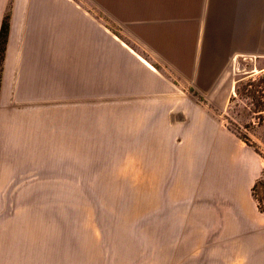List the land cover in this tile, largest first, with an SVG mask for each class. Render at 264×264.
<instances>
[{
  "label": "crops",
  "instance_id": "0c3cea01",
  "mask_svg": "<svg viewBox=\"0 0 264 264\" xmlns=\"http://www.w3.org/2000/svg\"><path fill=\"white\" fill-rule=\"evenodd\" d=\"M8 9L0 264H69L67 188L83 170L85 82L107 84V105L122 108L107 122L138 133L134 169L154 180L140 185L171 188L170 233L218 246L188 264H264V214L252 196L264 157L224 117L237 68L264 72V0H0V28ZM248 134L264 154V121Z\"/></svg>",
  "mask_w": 264,
  "mask_h": 264
},
{
  "label": "rangeland",
  "instance_id": "374dc122",
  "mask_svg": "<svg viewBox=\"0 0 264 264\" xmlns=\"http://www.w3.org/2000/svg\"><path fill=\"white\" fill-rule=\"evenodd\" d=\"M101 24L111 28L102 14ZM241 71L247 72L237 68L236 97L224 117L229 129L251 142L248 133L264 121V108L257 106L264 105V72L248 78ZM92 86L84 83L83 170L77 178L75 172L68 177L69 264H188L189 258L218 248L199 235L170 233L165 200L171 188L140 185L154 180L150 172L134 169L138 133L123 122H107L108 114H121L122 108L107 105V84L100 83L98 90ZM187 238L191 246H184Z\"/></svg>",
  "mask_w": 264,
  "mask_h": 264
},
{
  "label": "trees",
  "instance_id": "16d2710c",
  "mask_svg": "<svg viewBox=\"0 0 264 264\" xmlns=\"http://www.w3.org/2000/svg\"><path fill=\"white\" fill-rule=\"evenodd\" d=\"M9 20H10V12L8 9L3 18L1 28H0V85H1V75H2V63L4 60V56H5L7 39H8V34H9ZM257 106H262V108H264V105H261L259 103ZM237 131L235 134L240 140H242L247 146L252 147L258 155H260L261 157H264V154L260 151V149L255 144L251 143L246 136H242L239 132L237 134ZM259 194H261L262 197L259 196ZM252 196L257 203V207L259 211L264 214V205H263L264 181L262 179L258 180L252 187Z\"/></svg>",
  "mask_w": 264,
  "mask_h": 264
}]
</instances>
